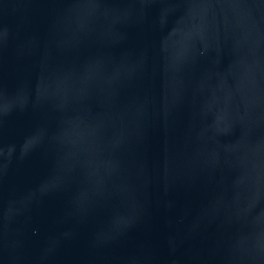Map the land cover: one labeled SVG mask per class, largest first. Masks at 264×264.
Instances as JSON below:
<instances>
[{"label": "water", "instance_id": "1", "mask_svg": "<svg viewBox=\"0 0 264 264\" xmlns=\"http://www.w3.org/2000/svg\"><path fill=\"white\" fill-rule=\"evenodd\" d=\"M0 264H264V0H0Z\"/></svg>", "mask_w": 264, "mask_h": 264}]
</instances>
